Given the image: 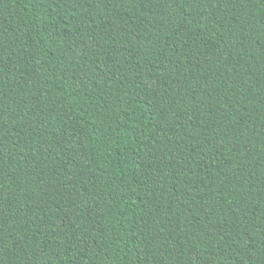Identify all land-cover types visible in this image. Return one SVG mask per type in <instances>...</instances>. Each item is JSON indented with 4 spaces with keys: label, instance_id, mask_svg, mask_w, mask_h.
<instances>
[{
    "label": "trees",
    "instance_id": "1",
    "mask_svg": "<svg viewBox=\"0 0 264 264\" xmlns=\"http://www.w3.org/2000/svg\"><path fill=\"white\" fill-rule=\"evenodd\" d=\"M0 264H264V0H0Z\"/></svg>",
    "mask_w": 264,
    "mask_h": 264
}]
</instances>
